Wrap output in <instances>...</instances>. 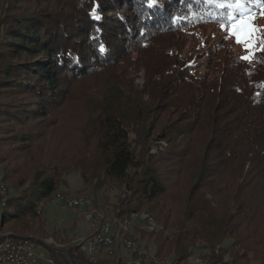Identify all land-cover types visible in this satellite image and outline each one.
Masks as SVG:
<instances>
[{
  "label": "trees",
  "instance_id": "1",
  "mask_svg": "<svg viewBox=\"0 0 264 264\" xmlns=\"http://www.w3.org/2000/svg\"><path fill=\"white\" fill-rule=\"evenodd\" d=\"M231 11L206 0H0L4 239L48 248V264H71L58 251L128 264L45 243L44 203L75 195L97 207L114 192L118 221L153 219L137 232L154 250L133 255L141 264L196 254L264 264V45L247 62L213 42L208 29L231 26Z\"/></svg>",
  "mask_w": 264,
  "mask_h": 264
},
{
  "label": "rangeland",
  "instance_id": "2",
  "mask_svg": "<svg viewBox=\"0 0 264 264\" xmlns=\"http://www.w3.org/2000/svg\"><path fill=\"white\" fill-rule=\"evenodd\" d=\"M249 13L252 17H254L253 26L260 29L259 38L264 39V0H252L250 4H245L244 8L235 10L234 16L239 20V18L242 16L247 18ZM230 28L231 26H224V28L219 26L218 29L211 27L208 29L207 35L210 36L215 43L222 40H226L227 42L231 43L236 54L241 56L249 55V52L245 49L244 45L238 44L235 37L231 36L229 31L225 30ZM137 83L143 84L144 79L139 78ZM153 153H155V151ZM66 178L69 182L70 191L76 192L84 188L83 181L78 174L73 173L68 175ZM60 196L62 199H60ZM71 197L76 196H66L59 194L53 202L44 203L42 205L43 210L41 212V216L46 221V230L50 235L45 239V243L54 249L57 248L61 250H68L71 246H76L83 243L88 255L90 256L100 257L101 255L106 254L107 250L101 246L96 247V250L93 253H90L88 251V246L90 240H94L95 236L97 235L96 233H98L101 228V222L99 219L97 220V218H95V215L101 216V221L103 222H112L118 219L117 217L115 218V204L117 203L116 193L109 192L99 194V196L96 198L97 207L94 206V202L92 200L78 197L76 198L85 201L86 204L76 207L69 201V198ZM125 221L129 222V224H125L128 229L127 231L121 230L123 237L126 234L135 236L136 239L139 240L141 248L138 249L137 244L131 241L133 247L131 249H127L124 245L125 243L121 239V241L118 242L115 247L114 254H107L109 258H112L111 260L118 259L119 257L123 258V260L128 264H141V261L138 259L135 260L133 255L139 254V256H142L147 253L148 257H152L154 255V250L146 252L144 248H146L145 246L147 241L143 240V238L137 232L141 227L146 229L152 227L146 225V221L143 219L138 220L132 216L126 220H123V224L126 223ZM140 222L143 223V225H141ZM5 237L8 236H2L0 234V239H9H4ZM31 245L37 254V261H42L40 262L41 264H48V262L52 263L51 253L48 248L42 245L37 246L34 243H31ZM62 253L64 254L65 252H61V254ZM95 253H97V255ZM147 254L145 256H147ZM198 255L199 254H196L193 258L189 259L187 263L202 264V260Z\"/></svg>",
  "mask_w": 264,
  "mask_h": 264
},
{
  "label": "snow or ice",
  "instance_id": "3",
  "mask_svg": "<svg viewBox=\"0 0 264 264\" xmlns=\"http://www.w3.org/2000/svg\"><path fill=\"white\" fill-rule=\"evenodd\" d=\"M206 2L215 3L216 7L219 9L228 8L231 11L229 19L231 20V28L225 29L229 31L231 36H234L238 44L244 45L245 49L249 52V55L241 57V59L252 62L255 57L256 52V41L259 40L261 45H264V39L259 38L260 29L253 26L254 17L247 15V18L244 16L240 17L237 20L234 16V12L237 9L244 8V0H206ZM224 28V24L221 25ZM264 51V47L260 49ZM103 51V49H101Z\"/></svg>",
  "mask_w": 264,
  "mask_h": 264
},
{
  "label": "built area",
  "instance_id": "4",
  "mask_svg": "<svg viewBox=\"0 0 264 264\" xmlns=\"http://www.w3.org/2000/svg\"><path fill=\"white\" fill-rule=\"evenodd\" d=\"M97 220L101 222V228L99 233V243H92L94 247L101 246L107 251L115 250L118 243L117 240L105 241L103 239V231L108 230L113 223L101 221V216L95 215ZM91 243V240H90ZM127 249L130 246L124 244ZM37 254L33 247H30V243H22V240H3L0 241V264H36Z\"/></svg>",
  "mask_w": 264,
  "mask_h": 264
},
{
  "label": "bare ground",
  "instance_id": "5",
  "mask_svg": "<svg viewBox=\"0 0 264 264\" xmlns=\"http://www.w3.org/2000/svg\"><path fill=\"white\" fill-rule=\"evenodd\" d=\"M60 199H62L61 196H60ZM69 201L72 203V205H74V206H76V207H80V206L86 204L85 201L80 200V199H78V198H76V197H71V198H69ZM97 216H98V215H97ZM132 217L135 218V219H138V218L140 217L139 219H143L144 221H146V222H148V223H151V222L153 221L152 218H148V217H145V216L133 215ZM104 222L113 223V225H110V226H109L108 230H104V231H103V239H105V241H113V240H117L118 242H120L121 239H122L123 242H124L125 244H127V245L130 246V249L133 247L132 242L129 241V240H127V239H125V237H123V234H122V232H121V230H123V231H124V230H125V231L128 230L127 227H126V225L129 224L128 222H126V223L123 224L122 222L118 221L117 219L114 220V221H112V222H110V221H104ZM96 223H97V222H96ZM125 224H126V225H125ZM96 234H97V235L95 236L94 240L91 241V243L89 242L88 251H89L90 253H93V252L96 250V248L94 247V244H92V243H99V233H96ZM10 240H13V239H10ZM22 243H30V247H32L30 241L22 240ZM86 247H87V245H86ZM132 250H133V249H132ZM107 252H108L110 255H113L114 252H115V250H109V251H107Z\"/></svg>",
  "mask_w": 264,
  "mask_h": 264
},
{
  "label": "water",
  "instance_id": "6",
  "mask_svg": "<svg viewBox=\"0 0 264 264\" xmlns=\"http://www.w3.org/2000/svg\"><path fill=\"white\" fill-rule=\"evenodd\" d=\"M2 240H3V238L0 239V241H2ZM58 252L61 254L60 251H58ZM63 256L66 257V258H68L71 264H76L75 263V260L72 257H70L69 255H67L66 253H64Z\"/></svg>",
  "mask_w": 264,
  "mask_h": 264
}]
</instances>
